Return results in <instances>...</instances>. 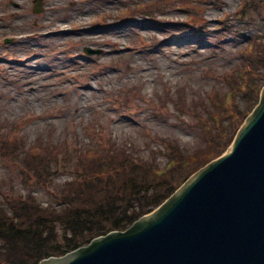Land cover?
I'll list each match as a JSON object with an SVG mask.
<instances>
[{
    "label": "rangeland",
    "instance_id": "rangeland-1",
    "mask_svg": "<svg viewBox=\"0 0 264 264\" xmlns=\"http://www.w3.org/2000/svg\"><path fill=\"white\" fill-rule=\"evenodd\" d=\"M35 1L0 0L4 203L48 206L108 143L161 168L167 148L203 150V121L225 95L244 108L235 82L249 79L250 43L264 61V0H43L40 13ZM30 160L49 164V184Z\"/></svg>",
    "mask_w": 264,
    "mask_h": 264
},
{
    "label": "trees",
    "instance_id": "trees-1",
    "mask_svg": "<svg viewBox=\"0 0 264 264\" xmlns=\"http://www.w3.org/2000/svg\"><path fill=\"white\" fill-rule=\"evenodd\" d=\"M251 57L256 60L246 64L249 79L241 75L235 82L241 89L244 108L238 109L232 93H228L230 103L225 98L216 113H208L202 125L203 150L186 155L178 147H172L176 152L167 148L168 160L161 168L154 161L134 157L126 148L118 151L115 144L108 143L102 146L103 153L94 151L92 159H86L87 166L77 169L73 180L53 193L48 206L31 195L13 197L5 203L0 200V264H39L50 257L64 256L95 238L127 230L158 208L191 175L230 147L258 103L264 61L258 50L253 49ZM14 157L22 166L28 160L25 152H15ZM30 169L37 183L49 184L54 176L44 161H31Z\"/></svg>",
    "mask_w": 264,
    "mask_h": 264
},
{
    "label": "water",
    "instance_id": "water-1",
    "mask_svg": "<svg viewBox=\"0 0 264 264\" xmlns=\"http://www.w3.org/2000/svg\"><path fill=\"white\" fill-rule=\"evenodd\" d=\"M41 264H264V88L227 154L158 210Z\"/></svg>",
    "mask_w": 264,
    "mask_h": 264
}]
</instances>
